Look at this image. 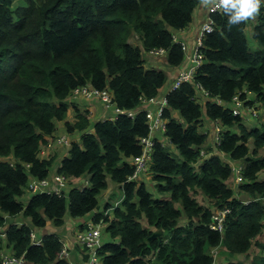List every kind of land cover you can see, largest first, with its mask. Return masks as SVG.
Wrapping results in <instances>:
<instances>
[{"label": "trees", "instance_id": "obj_1", "mask_svg": "<svg viewBox=\"0 0 264 264\" xmlns=\"http://www.w3.org/2000/svg\"><path fill=\"white\" fill-rule=\"evenodd\" d=\"M197 2L0 0V224L5 225L0 250L24 254V264H69L58 256L63 244L58 235L45 233L33 244L31 228L6 222V216L22 212L37 226L47 220L61 224L66 211L75 217L95 209L110 177L122 183L123 198L92 217L102 218V228L113 239L99 248L102 264H210L211 251L219 246L228 253H246L248 264H264V243L256 241L264 232V121L250 125L215 99L228 104L245 88L264 106L262 7L255 21L231 30L225 16L212 13L214 29L203 37L202 63L192 79L166 93L165 130L159 137L168 140L161 144L157 139L144 172L158 196L139 177L127 180L132 159L141 150L138 139L148 133L143 110L132 117L95 119L91 131L84 133L91 124L87 109L75 106L74 120L67 119V97L84 83L107 88L124 109L137 106L141 96L156 95L166 72L145 66L142 46L163 47L169 65L182 64L183 49L172 33L189 24ZM247 27L259 44L256 49L248 46ZM133 34L141 45L129 41ZM197 82L209 96H200ZM202 119L220 120V142L214 149L223 155L199 157L207 138L199 129ZM57 120H64L70 134L82 132L54 169L69 182L60 195L32 193L24 203L29 176H48L55 162L54 154L41 155L39 149L55 132ZM227 156L242 161L238 185ZM81 177L84 183L74 185ZM198 194L211 204H204ZM222 206L230 212L221 232L208 222L212 210ZM157 229L162 234L148 239ZM75 244L86 261V248ZM253 244L259 250L255 254Z\"/></svg>", "mask_w": 264, "mask_h": 264}, {"label": "built area", "instance_id": "obj_2", "mask_svg": "<svg viewBox=\"0 0 264 264\" xmlns=\"http://www.w3.org/2000/svg\"><path fill=\"white\" fill-rule=\"evenodd\" d=\"M262 8L264 9V6H262ZM214 12L218 11H214L211 7L207 8L206 18L204 21H202L199 32L195 37L194 43L191 47H187L185 41L179 40L178 37L172 33L173 40L181 44L184 58H186L187 61L186 66L177 74L172 88L179 86L181 82L189 81L190 79H192L197 67L202 63L204 59L202 51L203 37L206 32L214 29V19L212 18V13ZM179 29L183 30L184 28ZM147 51L149 53L152 52L154 54H162L166 52V49H164L163 47H152L150 49H147ZM196 88L200 92V96L205 97L210 95V93L206 89H204L198 82L196 83ZM242 93H244V97L241 96ZM250 93L251 91L246 90L245 88L238 90L232 95L231 99L227 101L228 104H225L224 100L220 97H216L215 99L219 104L229 107L234 114L240 115L245 108L251 111L252 114H256L254 101H251L252 98L249 97ZM70 95H72L73 97L81 96L84 98H90L92 96L98 97L104 109L112 110V116L108 119H115L119 114H126L132 117L136 114L137 111L140 110H143L145 112L148 133L141 135L138 139L141 150L140 153L135 155L132 159L133 169L132 172L128 175L127 180L138 178L142 173H144L148 168V163L151 158L155 142L157 141V138L153 136L152 133L154 132L158 135L165 130L166 121L163 117L162 112L166 104V95L160 96L159 98L156 97V95L151 97L141 96L138 105L132 109H124L122 107H119L115 103L111 92L107 88H96L90 83H84L74 87L71 90ZM155 98L158 100V106L155 111L148 109V107L146 106H141V104L147 103L149 105L155 103ZM256 116L258 115L256 114ZM221 131L222 124L220 120H214L212 134L214 146L218 145L220 142ZM86 132H90V130H86ZM68 142H70V140L66 133L55 135L53 138H48V140H46V142L40 147L39 153L42 155L48 154L49 149L54 148L56 145H62ZM160 142L161 144H164V141ZM208 153L209 152H207L204 148H201L199 151V157L203 158ZM13 162V160L10 161L11 164H13ZM25 165L28 166V163H26ZM242 170V164L232 167L234 182L236 185H238L243 179ZM68 182L69 177L56 171H54L52 175L44 177L30 175L26 185L27 193L28 195H31L32 193L52 192L60 195L62 194V190L67 187ZM229 212L230 207L228 206L214 208L210 215V221L208 222L209 227L222 232L224 229L226 216ZM101 230L102 218L98 220L87 221L85 222L84 227L75 231V241L81 246L85 247L88 253L85 264H102V258L99 254V248L103 244V242L101 241ZM0 236H5V225L0 224ZM30 239L33 244H39L41 242V239L32 229L30 231ZM212 252H214L215 254L216 250L214 249ZM67 255L68 249L64 244H62L58 256L66 258ZM25 262L26 258L24 254H16L5 249L0 250V264H24ZM210 264L226 263L218 262L217 259L213 258Z\"/></svg>", "mask_w": 264, "mask_h": 264}, {"label": "crops", "instance_id": "obj_3", "mask_svg": "<svg viewBox=\"0 0 264 264\" xmlns=\"http://www.w3.org/2000/svg\"><path fill=\"white\" fill-rule=\"evenodd\" d=\"M206 14H207V8L202 7L200 4V0H198L197 5L195 7V9L192 12V16H191V21L189 22V24L183 29H173V34H175L179 40H183L185 41L187 47H191L194 43V39L197 36L201 23L202 21L205 20L206 18ZM135 38V40H139V43L141 44V40L136 36V34L131 35V38ZM142 55L143 58L145 60V66H154V67H159V68H166V76H167V80L168 81V87L166 91H163L164 93H160V90L162 91V87L158 90L159 92L156 94V97H160V96H164L166 95V93L172 88L173 82L177 76V74L180 72V70H182L186 64V58H183V63L180 65H169L166 61V55L167 53L164 52L162 54H154L152 52H148L147 49H145L142 46ZM165 70V69H164ZM165 81V82H166ZM249 97H251V101L254 100V95L251 92L249 94ZM67 100L69 101L70 105H69V110L67 112V119L69 120H74V114H75V106H77L80 109H87L88 111V116H89V120H90V126L86 129V130H90L92 128V124L93 121L95 119H108L111 118L112 116V110L109 109H104L103 105L101 103V101L99 100L98 97L96 96H92L90 98H84L81 96H75L73 97L72 95L69 94V96L67 97ZM156 102L152 103V104H141V106H146L148 107V109L155 111L157 106H158V100L155 98ZM251 103V102H249ZM248 103V104H249ZM254 108L256 109V114L258 116H256V114H252L251 111H249L247 108H245L241 115V118L244 120V118H246L248 115H252L253 117H257L258 120L260 121H264V106H261L258 101H254ZM64 120H57L56 121V130L53 133L52 136H48V138H53L55 135L61 134V133H66L70 142L62 144V145H56L54 148L49 149L48 150V154L52 155L54 154L55 156L61 152L62 153V157L65 156L70 148V145L72 142L77 141L80 137V134H82V132H86V130L82 131V132H74V134H70L68 133V131H66L65 127H64ZM201 130L207 135L206 141L203 145V147L205 148V150L209 153H220L219 151H216L214 149V145H213V140H212V134H213V122L212 120H208V119H202V124L200 126ZM153 136H155L157 139H160V141H164V143L168 140L165 139L163 136L159 137V134H155L154 132L152 133ZM47 138V140H48ZM67 147V148H66ZM64 148V149H63ZM222 153V152H221ZM220 153V154H221ZM42 155V154H41ZM223 155V153H222ZM226 157V156H224ZM236 166V165H231V167ZM139 181H143L145 183L146 186H148V184L150 182V187H154V183L153 181L150 179V176L148 174L142 173L139 176ZM85 179L84 178H80L79 181H75L73 184L80 186L83 181ZM122 186V183H121ZM103 190H107L109 191V195L108 196H104V205L103 208L105 207V205H109L108 209H111V205L109 203L110 197L114 196V191L116 190V185H111L108 187V182H107V186L103 189ZM102 190V191H103ZM101 191V192H102ZM101 194V193H100ZM200 194L197 195V198L200 197V199H202V202H204V204H211L207 199H203L202 196H199ZM117 196V195H116ZM115 196V203L116 205H118L121 202V199L123 198V193L119 196L116 197ZM27 201L26 197L25 200L23 201L24 203ZM97 211V209H93L90 212L92 213V215H90L88 217V213H86L84 216L85 218H81L80 216H75V217H71V218H64V222L67 223L65 229L63 228L60 232H58L61 235H58L61 240L63 241V244L67 247L68 249V255L66 256V259L68 260V262L70 264H85V260L83 258V256L81 255V252L79 250V248L77 247V245L75 244V238H74V233L76 231L77 228H79L80 224H84L87 221L93 220V214L94 212ZM100 211V210H99ZM82 216V215H81ZM8 219L10 220V222H16V223H22L21 219L19 217H17L16 215L11 216V215H7L6 216V222H8ZM24 223V222H23ZM62 225V223H61ZM158 230V229H157ZM35 231V230H34ZM36 235L41 239L42 235H39L36 231H35ZM162 234V233H161ZM264 235V232L261 233ZM261 234L257 235V238L262 236ZM252 251V248H251ZM250 252V250H249ZM239 255L240 260L241 257L243 256L244 258L246 257L244 263L247 264V260H248V256L246 255V253H236ZM231 263H233L232 261H229Z\"/></svg>", "mask_w": 264, "mask_h": 264}, {"label": "rangeland", "instance_id": "obj_4", "mask_svg": "<svg viewBox=\"0 0 264 264\" xmlns=\"http://www.w3.org/2000/svg\"><path fill=\"white\" fill-rule=\"evenodd\" d=\"M245 33H246V37H247V43H248V46L250 49H256L259 47V44L257 43V41L253 38L252 36V27H247L245 28ZM136 36L138 37V35L136 34ZM129 41L132 42V43H135V44H139V40H135V38H131L129 37ZM166 71V68H164ZM167 72V71H166ZM167 80V79H166ZM167 87H168V81H166L162 87V91L160 90V93H164L163 91H166L167 90ZM262 106V105H261ZM244 121L250 125H254V124H259L260 122L258 121L257 117H253L252 115H248L246 118H244ZM199 129L201 130V128L199 127ZM52 136V135H50ZM171 147V151L173 152H177L175 147L173 145H170ZM67 148V147H66ZM64 149V148H63ZM264 152V149H261L260 150V153H263ZM221 153V152H220ZM222 154V153H221ZM224 154V153H223ZM55 156V155H53ZM62 158V153L59 152L56 156H55V162L53 163L52 167L50 168V171H49V175H52L55 167H56V163ZM230 165H239L242 163L241 160L239 159H232L230 158L229 156H227V159H226ZM264 176V173H261L260 174V177ZM107 182H108V187L111 186L112 184L113 185H116V190H113L115 193H114V196H111L110 197V200H109V203L111 206H116V203H115V196L116 197H119L122 193H123V190H122V187H121V183L120 182H117V181H114L112 180L110 177H107ZM84 183V181H83ZM148 184V186H146L152 193L154 196H158V192L154 189V187H150V182L149 183H146ZM234 187V190L235 192H239L237 190V187L238 186H233ZM28 195L27 192L24 193L23 196H21V200L24 201L25 200V197ZM103 195L106 197L109 195V191L107 190H103L101 192V194L98 195V206L95 208L97 210H103V205H104V197ZM240 195H242V197H240ZM237 196H239L240 198H244V195L242 193L240 194H237ZM20 199V197H19ZM122 200V199H121ZM85 215V214H84ZM82 215L80 216L81 218H85V216ZM92 215V213L90 212L88 214V217ZM17 217H19L21 219L22 222H24L25 224H27L32 230H35L39 235H43L45 233H53V234H56V235H61L59 234L58 232H60L63 228L65 229L67 223L66 222H63L62 225L61 224H56L54 221L52 220H47L45 222L44 225H41V226H37V225H34L32 220H31V217L30 216H27V215H24L22 212L20 213H17L16 214ZM72 216L69 215L68 211L65 212V215H64V218H71ZM8 222H10V220L8 219ZM262 236L258 237L256 239V241L258 242H262L264 243V235L261 234ZM113 239L110 237L109 234H107L105 231H104V228H102L101 230V241L102 242H106V241H112ZM215 250H216V253L214 254V252L211 251L212 253V256L213 258L217 259L218 262H225L226 264H228V261H232L233 263L232 264H245L244 261L246 259V257L244 258L243 256L241 257V260H240V257L238 254L236 253H228L226 252V250H224L223 248L221 249V247H215ZM259 250L256 248V244H253L252 246V251L251 253L252 254H255L257 253ZM261 252V250H260ZM230 263V262H229ZM247 264H248V260H247Z\"/></svg>", "mask_w": 264, "mask_h": 264}, {"label": "clouds", "instance_id": "obj_5", "mask_svg": "<svg viewBox=\"0 0 264 264\" xmlns=\"http://www.w3.org/2000/svg\"><path fill=\"white\" fill-rule=\"evenodd\" d=\"M202 7H211L227 18V28L255 21L264 0H200Z\"/></svg>", "mask_w": 264, "mask_h": 264}, {"label": "water", "instance_id": "obj_6", "mask_svg": "<svg viewBox=\"0 0 264 264\" xmlns=\"http://www.w3.org/2000/svg\"><path fill=\"white\" fill-rule=\"evenodd\" d=\"M161 233H162V230H161V229L155 230V231H153L152 234L148 237V239H151V238H153V237L159 236V235H161Z\"/></svg>", "mask_w": 264, "mask_h": 264}]
</instances>
